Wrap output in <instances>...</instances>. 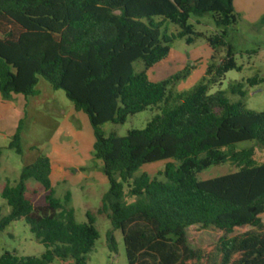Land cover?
<instances>
[{
	"label": "trees",
	"instance_id": "trees-1",
	"mask_svg": "<svg viewBox=\"0 0 264 264\" xmlns=\"http://www.w3.org/2000/svg\"><path fill=\"white\" fill-rule=\"evenodd\" d=\"M205 13L212 14L218 30L206 36L213 53L202 77L181 90L175 85L189 74L188 67L150 79L148 72L172 57L173 36L160 33L161 23H174L177 36L190 43L201 35L190 15ZM238 20L233 0H0V95H35L40 76L86 114L93 156L102 160L109 184L96 213L110 222V251L115 250L114 230H120L127 264H264V161H255L252 145L236 146L242 141L264 145V110L245 109L225 90L210 92L227 71L240 69L228 40V28ZM220 51L224 55L215 60ZM135 62L143 68L135 71ZM257 79L262 80L256 73L245 83ZM243 87L235 82L228 92L243 97ZM153 107L159 113L141 129L120 136L101 127L122 124ZM21 125L20 119L7 145L20 155ZM158 160H167L158 176L135 175L141 165ZM224 162L235 170L196 178ZM50 172L49 157L39 155L23 166L17 180L1 187L9 211L0 215V231L23 218L45 249L39 256L5 251L0 264L69 258L87 264L99 235L95 213L86 210V221L77 222L71 191L65 190L62 200L57 197ZM29 179L44 191L38 203L26 195ZM191 225L213 226L225 235L210 250L192 248L186 235ZM244 225L251 229L231 234Z\"/></svg>",
	"mask_w": 264,
	"mask_h": 264
},
{
	"label": "rangeland",
	"instance_id": "rangeland-1",
	"mask_svg": "<svg viewBox=\"0 0 264 264\" xmlns=\"http://www.w3.org/2000/svg\"><path fill=\"white\" fill-rule=\"evenodd\" d=\"M154 20L160 21L159 17ZM189 22L201 35L196 36L190 43L187 37H178V27L169 21H163L159 28L161 34L173 36L170 42L172 50L171 59L161 63L148 72L152 80H162L174 73L189 68V74L179 80L176 90L191 87L199 78L211 61L212 49L206 42V36L218 30L211 13L201 16L190 15ZM228 40L234 49V59L239 70L232 69L225 73L221 84L213 85L210 92L217 89L227 91L230 100H241L245 109L264 110V16L256 21L238 20L235 25L228 28ZM224 55V51L216 54L215 60ZM134 70L143 68L141 62L133 64ZM259 74L262 80L248 85L247 78ZM244 83L243 97L230 94L229 87L235 82ZM37 93L31 96L12 94L9 99L0 102V190L6 180L13 183L17 180L23 166L32 163L39 155H46L52 161V175H56L52 185L55 195L61 200L65 190L71 191L70 204L75 211L77 222L86 221L85 212L91 210L95 213L98 238L93 250L88 254L87 264H127L123 239L120 230H114L115 250L107 247L106 232L111 228L109 220L104 214H97L101 195L107 191L109 184L102 171V160L93 156L94 136L86 114L74 109L72 102L66 97L62 89H53L51 85L39 76L35 86ZM157 108L129 115L124 123H104L101 127L105 134L114 131L117 135H125L127 130L141 129L155 114ZM22 120L20 136L23 153L17 154L8 148L11 135L14 133L19 120ZM254 147V159L264 161V145L254 141H242L236 144L237 148ZM167 160H158L141 165L135 175L146 172L150 176H158L157 172L163 169ZM235 167L230 162L212 165L199 172L198 180H205L231 173ZM26 195L35 203L40 202L44 193L41 185L27 180ZM131 201L132 199H127ZM0 215L8 213L9 206L0 195ZM264 223V212L260 215ZM244 225L234 228L231 234H238L250 230ZM187 242L192 248L215 247L225 233L216 227L202 228L191 225L187 228ZM44 246L29 230V225L23 218L12 221L0 231V254L5 251L13 252L19 256H39ZM53 264V263H51ZM54 264H74L69 258L65 261L55 260Z\"/></svg>",
	"mask_w": 264,
	"mask_h": 264
},
{
	"label": "crops",
	"instance_id": "crops-1",
	"mask_svg": "<svg viewBox=\"0 0 264 264\" xmlns=\"http://www.w3.org/2000/svg\"><path fill=\"white\" fill-rule=\"evenodd\" d=\"M233 6L239 16V20L256 21L264 16V0H233ZM0 102H3L1 95ZM50 164V180L51 183H53V179L56 180L57 177L56 175H52L53 169L51 159Z\"/></svg>",
	"mask_w": 264,
	"mask_h": 264
}]
</instances>
